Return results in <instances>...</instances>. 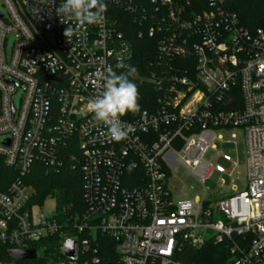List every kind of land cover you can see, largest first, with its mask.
Returning <instances> with one entry per match:
<instances>
[{
	"label": "built area",
	"instance_id": "built-area-1",
	"mask_svg": "<svg viewBox=\"0 0 264 264\" xmlns=\"http://www.w3.org/2000/svg\"><path fill=\"white\" fill-rule=\"evenodd\" d=\"M148 1L159 61L147 80L157 104L122 116L132 131L115 142L87 102L102 91L91 75L97 68L118 74L131 61L111 12L129 1L105 0L103 21L68 38L74 25L61 22L63 0H0V157L17 172L0 190V244L29 250L65 227L82 237L62 243L72 239L80 252L98 233L111 239L120 264H185L186 246L207 245H223L229 264H264V29L249 32L219 7L188 13L182 0ZM233 129L243 133L244 188L174 200L170 169L179 164L202 183L214 166L204 154L221 138L216 131ZM35 163L81 172L80 213L71 204L63 221L57 207L32 213L40 204L30 202L24 178Z\"/></svg>",
	"mask_w": 264,
	"mask_h": 264
},
{
	"label": "trees",
	"instance_id": "trees-1",
	"mask_svg": "<svg viewBox=\"0 0 264 264\" xmlns=\"http://www.w3.org/2000/svg\"><path fill=\"white\" fill-rule=\"evenodd\" d=\"M130 8L114 7L112 15L115 26L122 32L131 49L129 65L138 69L134 82L139 90L140 111L156 106L157 91L147 80L151 71L158 68V37L147 34V14L154 10L148 0H127ZM184 10L188 13H199L205 10L216 9L233 13L237 17L238 26L254 32L264 29V0H182ZM127 68L118 72H126ZM17 177L14 169L4 165L0 157V190L4 191L11 181ZM24 182L33 189L31 203L41 204L47 196L55 199L60 213V220L67 216V205L74 206V212L80 213L82 202V176L79 170L62 168L59 172H48L40 163L33 164L31 172L24 178ZM84 235V233H83ZM69 236L82 237L75 231L68 232L65 227L62 234L45 237L30 244L37 254L34 260L12 261L8 257L11 246L0 244V261H9L11 264H69L61 252L62 241ZM91 248L86 252L77 251L76 264H120L115 245L111 239L96 234L90 241ZM38 251L40 253L38 254ZM228 253L223 245H207L200 249L185 247L179 255V260L185 264H229Z\"/></svg>",
	"mask_w": 264,
	"mask_h": 264
},
{
	"label": "clouds",
	"instance_id": "clouds-1",
	"mask_svg": "<svg viewBox=\"0 0 264 264\" xmlns=\"http://www.w3.org/2000/svg\"><path fill=\"white\" fill-rule=\"evenodd\" d=\"M107 11L105 0H63L57 8V12L64 20L72 22L64 35L68 38L76 35L85 26L96 25L103 21ZM117 68L125 67L118 63ZM126 72L117 74L111 67L97 68L91 75L95 78L97 86L102 88L99 95L90 98L87 102L88 112L93 114L97 123H102L107 128V134L115 142H121L128 138L132 129L125 128L121 123V117L140 111L139 90L134 82L138 75V69L128 65ZM134 164L129 165V171Z\"/></svg>",
	"mask_w": 264,
	"mask_h": 264
},
{
	"label": "rangeland",
	"instance_id": "rangeland-1",
	"mask_svg": "<svg viewBox=\"0 0 264 264\" xmlns=\"http://www.w3.org/2000/svg\"><path fill=\"white\" fill-rule=\"evenodd\" d=\"M0 12H4L0 4ZM14 38L8 37L6 47L9 48ZM18 94H16V99ZM233 134L234 136H231ZM216 135H220V139L214 141V150L209 149L204 154L206 162H214L209 173L203 182L190 173L183 166L176 164L170 169L169 189L171 190L174 200L189 199L196 197L201 198L229 195L236 191H241L245 184V148L243 141V133L239 129L233 130H217ZM2 137H0V141ZM229 156L230 161L223 160V156ZM215 166H219L224 170L220 173L215 170ZM55 199L47 196L40 206H34L32 213L36 215L40 211L47 214L55 212ZM40 251H38V254Z\"/></svg>",
	"mask_w": 264,
	"mask_h": 264
},
{
	"label": "water",
	"instance_id": "water-1",
	"mask_svg": "<svg viewBox=\"0 0 264 264\" xmlns=\"http://www.w3.org/2000/svg\"><path fill=\"white\" fill-rule=\"evenodd\" d=\"M215 196H213L214 198ZM61 252L63 256L68 260L69 264L77 263V249L76 242L72 239H66L62 243ZM8 257L12 261H22V260H34L36 258V252L33 249L20 250V249H10L8 250Z\"/></svg>",
	"mask_w": 264,
	"mask_h": 264
}]
</instances>
